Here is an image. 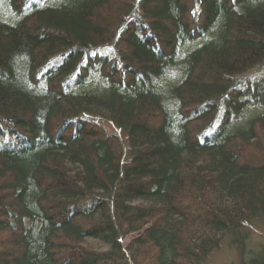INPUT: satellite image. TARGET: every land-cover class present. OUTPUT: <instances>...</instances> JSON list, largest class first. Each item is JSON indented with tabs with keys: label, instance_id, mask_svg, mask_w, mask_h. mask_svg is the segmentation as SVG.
<instances>
[{
	"label": "trees",
	"instance_id": "trees-1",
	"mask_svg": "<svg viewBox=\"0 0 264 264\" xmlns=\"http://www.w3.org/2000/svg\"><path fill=\"white\" fill-rule=\"evenodd\" d=\"M253 220L264 0H0V264H202Z\"/></svg>",
	"mask_w": 264,
	"mask_h": 264
},
{
	"label": "rangeland",
	"instance_id": "rangeland-1",
	"mask_svg": "<svg viewBox=\"0 0 264 264\" xmlns=\"http://www.w3.org/2000/svg\"><path fill=\"white\" fill-rule=\"evenodd\" d=\"M251 75L257 74L250 72ZM106 130L110 133L115 130L108 124L104 125ZM247 235L240 244L242 253L239 246L231 244L230 236L225 235L220 241L219 246L213 250L203 261L202 264H243V260L249 259L253 254H256L262 245H264V221L253 220L245 223L242 227ZM127 240H124V243ZM238 244V245H239Z\"/></svg>",
	"mask_w": 264,
	"mask_h": 264
}]
</instances>
